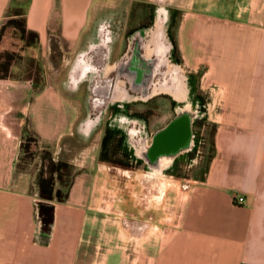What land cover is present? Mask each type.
<instances>
[{
  "label": "crops",
  "instance_id": "1",
  "mask_svg": "<svg viewBox=\"0 0 264 264\" xmlns=\"http://www.w3.org/2000/svg\"><path fill=\"white\" fill-rule=\"evenodd\" d=\"M16 1L24 7L27 29L38 35V44L27 49L40 54L44 69L52 63L55 46L64 54V74L60 94L42 89L30 101L32 81L0 80V264L26 259L35 264H264V0H172V16L179 12L181 20L174 39L170 29L169 36L180 67L191 73L193 88L195 74L203 71L222 103L207 173L168 199L175 203L168 209L175 219L163 217L167 191L140 185L137 192L117 195L116 180L90 159L86 164L92 170L78 174L66 201L55 204L44 248L34 241L40 223L34 221L37 199L29 193L30 176L18 170L20 157L14 159L24 131L38 145L57 142L56 154L60 146L67 149L65 141L78 130L84 111L79 97L66 96L62 82L96 16L115 9L124 15L123 30L142 26L128 27L136 0ZM145 1L150 23L154 0ZM11 2L0 0V25ZM11 101L22 105L15 128L6 124ZM65 102L78 104L67 120ZM208 105L213 108L212 102Z\"/></svg>",
  "mask_w": 264,
  "mask_h": 264
},
{
  "label": "flooded vegetation",
  "instance_id": "2",
  "mask_svg": "<svg viewBox=\"0 0 264 264\" xmlns=\"http://www.w3.org/2000/svg\"><path fill=\"white\" fill-rule=\"evenodd\" d=\"M143 1L145 0H137L140 3ZM114 24L116 25L117 22ZM134 32L135 30L125 29L117 36L114 27L109 32H95L93 34L95 44L90 51L89 73L78 80L76 85L69 78L64 83L62 82V90L67 97H79L83 101L84 118L81 122L89 123L99 119L100 123L95 125L90 133L87 131L86 123L82 128L78 127L75 137L67 138L65 141L69 147L65 150L62 149L60 155L57 158L52 157V159L56 163L67 164V160L73 156L72 154L77 148L84 145L92 136L100 133L99 156L111 155L107 163L103 165L105 171L114 179H120L121 176L127 179L130 177L128 173L134 176L138 175L142 181L146 179H175V177L184 176L176 171L178 162L192 163L198 157L197 133L192 128L190 132H184L182 147L175 149L169 147L164 152L157 150L154 156L149 155L151 149H160L158 141L164 134H171L176 113L174 105L171 104L172 114L169 119L154 132L149 133L142 117L144 111H132L133 107L145 106L155 99L166 98L171 102L170 98L162 93L145 95L144 85L147 78L143 60L144 51ZM116 37L115 45L108 51L109 41ZM118 44L120 45L117 46ZM55 52L52 50V59H55L53 56ZM155 59V55L150 56L151 61L155 62ZM170 60L171 63L181 66L180 58L174 49ZM135 61H137L138 67L137 89H134L136 79L134 78L133 65ZM184 74L190 81L191 73L184 71ZM149 75V80L152 83L160 81L162 76L168 79L172 77L171 73L167 71H164L162 75L160 67L157 69L155 64H153ZM99 87L104 88V92H99L97 90ZM96 99L114 100V103L106 109L94 107L92 102ZM202 111L204 112L202 119H206L208 110L205 105H203ZM202 119L197 121H202ZM197 121L195 124L198 123ZM125 127L133 128V134L128 140L124 139ZM129 147L134 151L135 158L129 157L127 153ZM137 170H140L141 173H136ZM186 176L188 175L184 177Z\"/></svg>",
  "mask_w": 264,
  "mask_h": 264
},
{
  "label": "rangeland",
  "instance_id": "3",
  "mask_svg": "<svg viewBox=\"0 0 264 264\" xmlns=\"http://www.w3.org/2000/svg\"><path fill=\"white\" fill-rule=\"evenodd\" d=\"M139 1V0H138ZM132 10H131V17L130 21L128 23V27L130 28H136L140 27L142 24L143 26L148 25L149 23V4L147 1H143L142 3L133 2ZM181 15L179 12H175L172 17L171 22V28H170V35L173 36V39L175 37L176 30L179 27ZM142 26V27H143ZM172 31V32H171ZM55 45V44H54ZM21 47H24L23 42L19 40V36L13 34V31L11 29L5 30L1 40H0V55L1 53H4V50H7L9 52H16L18 54H24L26 57L23 59V62L21 61L16 65L17 68H14L12 73H14V77H30L31 80H33L31 87L32 90L29 93L28 100H32L34 98L37 92H40L42 89L45 94H55L56 96L59 93L58 90V83L59 79L63 77L64 71L62 70L61 66L62 63L60 60L63 58L64 54H60L58 51L55 52V59H52V63L50 64V67L47 65L44 69L40 66V54L36 51L31 52V49H26L25 52L21 51ZM34 47V46H33ZM32 47V48H33ZM55 46H52V50L56 51ZM20 51V52H18ZM30 56V57H29ZM51 57V55H50ZM32 58H35L37 60V65L39 64V72H37L36 63L32 62L34 61ZM33 63V65L31 64ZM21 64V65H20ZM31 64V67L28 66ZM203 71H197L195 74L194 79V93L195 96L200 100L201 105L208 106V116L206 119H202V121H197L198 123L194 125L193 130L197 133V143H198V157L195 161L192 163H184V162H178L176 171L180 174L188 175L186 177H175V179H163V180H149L146 179L145 181H142L139 179V176L132 175L131 173H128V175L131 178H136L139 180H130V178H124L123 176L120 177V179H115L116 182L113 183L114 190H117L119 195L121 193V190L126 191L129 190L130 192H137L140 190V185L143 188L148 189L150 185L156 184V189H160L162 192L167 191L166 199L162 200L161 206L166 207V215H163V217L168 221L169 219L174 220L175 216L170 214V210H168L170 207L174 206L173 200H168L173 197L174 193L178 192L179 190L187 189L189 186H191L193 183L197 181H201L205 174L207 173L208 164L213 157L215 153V135L217 130V121H218V111L220 108H222V103L219 104L217 101V94H216V86L214 83H211L210 79H204L202 76ZM45 81V83H44ZM212 102L213 108L210 107L208 104ZM70 104L65 102V116L66 120L70 117V113L77 111L76 106L78 105L74 102H69ZM168 99L166 98H160L152 100L151 102L145 104V106L138 105L135 108H132V111H144L143 119L145 121L147 131L149 133L154 132L156 129L161 127L171 116L172 107ZM174 105V104H173ZM75 108V111H73ZM148 108V109H147ZM211 108V110H210ZM4 115V111L2 108H0V128H2V117ZM73 118V117H72ZM130 126V125H128ZM68 130V129H67ZM133 128L125 127L124 128V139H127L133 134ZM100 133L92 136L90 140L85 145H81V147L78 148L77 152L72 154L73 156L69 157V160H67V164L63 163L64 165H67L64 169L61 170L60 174L62 175L61 182L55 181L54 190H60L62 195H65L67 191H69L70 183L72 184V181L74 178L80 174V173H87L92 170L91 166H88L86 163L90 161V159H94L97 162H101L102 164H106L107 160L111 155H102L99 156V141H100ZM75 137V134L72 138ZM32 135L30 134H24L25 142L30 145L29 155L25 156L22 151H19L18 149L15 152L14 159L16 162H18L19 157L23 158L18 170H24L28 173L30 176V196L34 199H38V190H37V178L38 175L42 171L43 167V161L42 157L45 155V151H48L53 158H57L61 153V146L59 149V153L56 154V143L53 145H38V149L35 150L34 142L32 140ZM26 143V144H27ZM18 147V145H17ZM171 147L170 145L168 147H165V149L168 150V148ZM82 148L84 149L82 151ZM130 149V150H129ZM127 153L129 157L135 158L134 151L131 150L129 147ZM5 152V151H4ZM20 153V154H19ZM7 155V154H6ZM20 155V156H19ZM25 156V157H24ZM18 158V159H17ZM106 160V161H101ZM7 166V162H6ZM136 173H141L140 170H137ZM133 176V177H132ZM56 178V177H55ZM125 184L128 186L126 187ZM116 194V193H114ZM124 194V193H123ZM121 197V195H120ZM117 198V199H120ZM36 213V212H35ZM34 221L35 224L38 225L40 223L37 220L36 214L34 215ZM40 227L38 231H36L37 234H35L36 238L38 237L40 233Z\"/></svg>",
  "mask_w": 264,
  "mask_h": 264
},
{
  "label": "water",
  "instance_id": "4",
  "mask_svg": "<svg viewBox=\"0 0 264 264\" xmlns=\"http://www.w3.org/2000/svg\"><path fill=\"white\" fill-rule=\"evenodd\" d=\"M172 4V0H154L151 22L146 26L138 28L134 32L135 37L139 38L141 48L144 51L143 60L147 78L144 85L145 95L157 93L167 95L174 104V111L176 113V118L172 123L171 134H164L160 138L158 141V147H160V149H151L149 152L150 156H154L157 150L160 152L166 151L165 147L169 145L173 149L182 147L184 145V132H190L196 121L204 117V112L202 111L203 106L200 100L195 96L192 84L182 71L180 65L173 64L170 60L173 51V44L169 36ZM115 19L120 21L116 25L114 24ZM123 24L124 15L118 10L110 9L98 13L91 27L89 39L85 43L83 49L76 55L73 64L70 66L69 79L74 85L90 71V51L95 44L93 34L101 31L109 32L114 27L116 31L115 34L118 36L119 32L123 31ZM116 41L117 37L109 41V45L107 46L108 51L112 49ZM151 55L156 56L155 62L150 60ZM136 62L137 61H135L133 65L134 78L136 79L134 89L138 87V67ZM153 64H155L157 69L160 67L162 75L164 71L170 72L172 76L171 79L162 76L160 81L156 83L150 82L149 74L153 68ZM97 90L99 92H104V88L99 87ZM113 103L114 100L96 99L92 102V105L94 107L106 109ZM206 108L208 110V106H206ZM85 123L87 131L90 133L94 129V126L100 123V120L96 119L94 122L89 123L81 122L79 127L82 128ZM141 142L143 143V140H141Z\"/></svg>",
  "mask_w": 264,
  "mask_h": 264
},
{
  "label": "trees",
  "instance_id": "5",
  "mask_svg": "<svg viewBox=\"0 0 264 264\" xmlns=\"http://www.w3.org/2000/svg\"><path fill=\"white\" fill-rule=\"evenodd\" d=\"M142 24L141 26H143ZM11 29L13 34L19 36V40L23 42L24 47H21V51L25 52L27 48L33 47L38 44V35L35 32H32L26 27L25 20V11L23 5L17 2L16 0H12L9 5L5 20L0 25V40L7 29ZM134 29V28H133ZM20 52V51H18ZM24 54H18L16 52H9L4 50V53L0 55V80H15L19 84L25 81H32L30 77H14V73L11 70L17 68L16 65L23 62L25 59ZM30 57V56H29ZM34 63H36L37 72H39V64L37 65V60L32 58ZM33 65V63H31ZM31 64L28 65L31 67ZM21 65V64H20ZM12 110L8 113L6 118V124L9 127L15 128L14 122L21 120L23 113L21 112V103L19 101H11ZM27 135L31 133L24 131ZM32 140L34 142L35 150L38 149V140L32 135ZM24 139V138H23ZM22 139L20 148L25 156L29 155L30 145H28L25 140ZM27 143V144H26ZM27 154V155H26ZM24 156V157H25ZM23 158L19 159V166L22 162ZM43 167L41 173L37 178V190H38V199L34 201V207L36 212L37 220L41 224L40 233L37 237V240L34 239L35 242L38 243L41 247H46L49 243V235L51 231V227L55 221V204H62L66 201L68 191L65 195H62L60 190H54L55 181H60L62 179V175L60 174L61 170L67 167L63 163H56L53 161L51 154L48 151H45V155L42 157ZM45 163L46 166H45ZM56 177V178H55ZM71 183L68 188H70ZM34 214V215H35ZM60 228V227H59ZM35 251H31L32 254ZM24 264H35V261H30L29 259L24 260Z\"/></svg>",
  "mask_w": 264,
  "mask_h": 264
},
{
  "label": "built area",
  "instance_id": "6",
  "mask_svg": "<svg viewBox=\"0 0 264 264\" xmlns=\"http://www.w3.org/2000/svg\"><path fill=\"white\" fill-rule=\"evenodd\" d=\"M243 199L242 198H238V203H242Z\"/></svg>",
  "mask_w": 264,
  "mask_h": 264
}]
</instances>
